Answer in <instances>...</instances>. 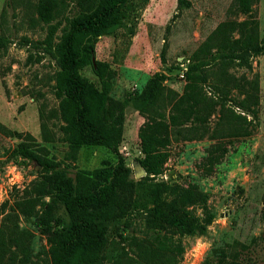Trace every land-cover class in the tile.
<instances>
[{
  "label": "trees",
  "instance_id": "obj_1",
  "mask_svg": "<svg viewBox=\"0 0 264 264\" xmlns=\"http://www.w3.org/2000/svg\"><path fill=\"white\" fill-rule=\"evenodd\" d=\"M75 1L84 12L67 18L58 36L60 21L52 23L51 20L64 1L37 0L34 5L47 31L43 39L32 45L55 59L58 66L53 74V93L58 105L48 114L41 110L42 139L67 143L66 159L69 160L75 159L82 145H87L109 148L116 161L102 169L71 175L69 164L50 157L48 148L37 143L31 134L10 129L0 122V132L21 139L9 151V156L16 163H33L39 167L37 176L10 204L13 217H7L10 222H16L21 215L34 223L46 239L52 264H80L81 258L93 257L105 243L99 218L113 209L120 214L145 210L146 222L155 237L148 242L132 240L136 256L122 253L113 263L177 264L184 251L180 239L205 235L214 214L207 203V194L196 184H168L155 178L163 174L169 146L174 140H215L198 165L204 175H209L228 151L224 138L250 134L251 130L244 127L240 119L248 123L251 120L237 114L234 107L256 116L258 80L235 76L228 66L234 62L250 67L249 57L264 53V30L260 35L255 19L225 20L191 54L181 93L167 87L164 84L166 73L157 71L141 91L119 102L110 96L116 71L109 63L95 58V42L98 36L129 17L126 9L129 0ZM177 1L188 4L186 0ZM257 1L233 0L229 12L248 17ZM3 13L4 10L0 20ZM234 32L238 33L236 38L232 36ZM9 42L0 32V51L5 50ZM209 57L214 60L210 65L204 62ZM85 64L91 65L100 88L81 75L80 69ZM233 90L242 97L233 96ZM128 102L144 118L138 129L143 154L138 161L146 175L136 180L129 178L130 169L119 153L116 130L107 127V123L113 125L121 118ZM214 115H218V119L212 125ZM49 118L58 120V136L48 127ZM6 205L3 203L0 207L2 212ZM60 205L69 215L63 226L56 217ZM196 208H200V213L195 212ZM12 239L17 246L16 238ZM4 245V238L0 236V260ZM215 264L247 263L236 253L223 256Z\"/></svg>",
  "mask_w": 264,
  "mask_h": 264
},
{
  "label": "rangeland",
  "instance_id": "obj_2",
  "mask_svg": "<svg viewBox=\"0 0 264 264\" xmlns=\"http://www.w3.org/2000/svg\"><path fill=\"white\" fill-rule=\"evenodd\" d=\"M63 1L51 20L52 23L60 21L57 36L67 18L84 12L75 0ZM186 1L185 5L178 4L177 0H129L126 5L129 17L97 37L95 58L109 63L116 71L110 92L114 100L130 99L157 71L166 73L167 87L181 93L191 54L225 20L255 19L260 35L263 34V0L252 5L248 17L229 12L233 0ZM36 2L0 0V14L4 10L0 32L10 40L6 49L0 51V122L10 129L31 134L37 143L48 148L50 157L69 164L71 175L111 166L116 158L107 147L82 145L75 159L69 160L66 159L67 143L42 139L41 110L48 114L58 105L53 93V74L58 66L55 59L32 45L43 39L47 31L34 6ZM232 36L236 38L238 33ZM248 60L250 67L230 62L228 70L235 76L258 80L256 116L234 107L237 114L251 120L248 123L240 119L251 130L250 134L224 138L228 151L209 175H204L198 165L215 140H174L169 146L165 170L155 178L168 184H196L207 194V203L214 214L205 235L180 239L184 251L177 264L206 261L215 264L223 256L236 253L247 264H264V53L252 55ZM213 61L210 57L204 59L209 65ZM80 73L100 88L91 65H83ZM232 93L242 97L234 90ZM120 117L113 125L107 123V127L116 130L119 153L130 169L129 178L136 180L142 178H136L133 161L143 156L138 129L144 118L131 102L124 106ZM217 119L218 115H214L211 124ZM57 124L56 118L47 121L58 136ZM20 142V138L0 132V207L7 204L3 212L0 209V236L5 243L0 264H52L46 239L34 223L21 215L16 222H10L7 217L13 214L10 204L39 171L35 164L16 163L9 156V151ZM195 212L200 213V208ZM56 217L59 225L68 222L69 215L63 205L57 209ZM146 220L145 210H131L126 214L115 209L107 212L99 218L105 238L103 247L93 257L81 258L80 264H114V258L122 253L135 257L132 240L148 242L155 237ZM12 238H16L17 246Z\"/></svg>",
  "mask_w": 264,
  "mask_h": 264
},
{
  "label": "water",
  "instance_id": "obj_3",
  "mask_svg": "<svg viewBox=\"0 0 264 264\" xmlns=\"http://www.w3.org/2000/svg\"><path fill=\"white\" fill-rule=\"evenodd\" d=\"M133 168L135 171L136 178L143 177L146 175L144 168L142 167V165L139 163L138 160L133 161Z\"/></svg>",
  "mask_w": 264,
  "mask_h": 264
},
{
  "label": "built area",
  "instance_id": "obj_4",
  "mask_svg": "<svg viewBox=\"0 0 264 264\" xmlns=\"http://www.w3.org/2000/svg\"><path fill=\"white\" fill-rule=\"evenodd\" d=\"M182 75H183V73H182Z\"/></svg>",
  "mask_w": 264,
  "mask_h": 264
}]
</instances>
